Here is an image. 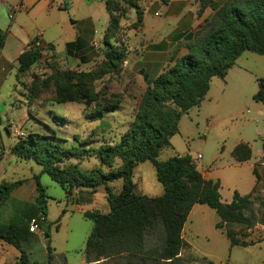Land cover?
Returning <instances> with one entry per match:
<instances>
[{
    "label": "trees",
    "instance_id": "1",
    "mask_svg": "<svg viewBox=\"0 0 264 264\" xmlns=\"http://www.w3.org/2000/svg\"><path fill=\"white\" fill-rule=\"evenodd\" d=\"M139 1L142 0H108L105 3L109 22L103 44L108 68L120 65L125 57L121 46L111 42L123 11L119 3L137 7ZM210 3L212 0H200L197 13L200 14ZM137 14L136 25L141 21V14L138 11ZM184 40L187 52L147 85L133 120L118 142L103 144L96 150L100 163L110 168L106 172L102 168L82 170L72 164L60 166L72 156H81L79 146L92 141L80 140L76 135L74 141L79 146L63 147L53 140L55 136L28 133L10 148L17 158L39 164L41 172L59 184L66 197L74 187L95 190L104 185L109 211L83 212V217L92 222L85 240V264H181L178 255L183 248L189 247L182 238V229L194 204H204L215 211L219 217L215 227L225 231L231 245L251 244L238 237L246 236V233L230 227L243 225L251 228L257 222L253 209L255 200L262 209L260 223L264 225V197L257 195L256 186L245 195L234 191L231 201L224 203L219 193V181L203 178L189 154H175L165 160L158 158L160 151L169 146V138L178 132L181 115L199 105L213 77L224 78L244 51L264 55V0H228L218 7L213 6L211 17L195 33L187 34ZM41 54L40 49L29 46L18 57L17 71L28 70ZM258 81L259 89L253 98L264 101V79ZM93 98L82 81L71 87L60 85L56 90L58 103H88ZM114 111V107L96 108L87 119L99 120L106 112ZM6 131L9 132L7 127ZM261 149L264 159V139ZM251 154L247 142H239L232 150V157L237 162L250 159ZM2 157L0 151V160ZM115 158L120 162L113 169ZM145 161L151 162L155 168L156 179L163 188L160 196L147 197L134 191L133 169ZM117 179L122 180V186L115 193L108 183ZM34 181L36 195L33 201L11 196L21 180L0 181V240L18 250L15 264H39L30 262L22 248V242L32 235L28 230L29 221L38 219L42 230L45 222L48 197L38 176H34ZM147 242H151V246ZM51 250L48 245V260L52 257ZM116 259L119 262L112 263Z\"/></svg>",
    "mask_w": 264,
    "mask_h": 264
},
{
    "label": "rangeland",
    "instance_id": "2",
    "mask_svg": "<svg viewBox=\"0 0 264 264\" xmlns=\"http://www.w3.org/2000/svg\"><path fill=\"white\" fill-rule=\"evenodd\" d=\"M145 1L147 0L139 1L137 7H129L124 2L119 3L123 11L111 42L123 49L125 57L120 65H115L112 69L107 67L103 34L101 39L93 42L96 51L90 61L82 63L57 58L53 56L52 51L50 54L42 53L36 64L28 70L22 73L16 71L13 86L10 85L8 89L2 90L3 94L7 91L9 95H5L2 101L4 107H0V110L7 109L6 114L0 117V151L3 152L0 160V178L10 182L22 180V186L33 192L34 176H38L48 197L42 233H32L26 241L22 242V248L32 263L76 264L75 260L83 256L85 240L92 229V222L83 217L86 209L80 205L77 208L76 202L71 203L68 200L70 195L66 197L59 184L54 182L48 174L41 172L42 168L39 164L32 160L18 159L10 153L9 148L18 138L6 131L8 122L15 123L23 130L25 136L28 133L55 136L56 139L53 140L63 147L79 146L74 141V135L80 140L90 139L91 142L79 146L82 149L81 156H72L60 166L66 167L72 164L82 170L95 168H102L105 172L109 170L110 168L100 163L96 150L103 144L118 142L120 135L133 120L140 98L147 87L140 79H137L133 69L128 65L129 51L126 52L124 31L126 28L136 26L135 22L139 16L137 11L141 14ZM223 1L225 0H221ZM124 59L126 63L123 62ZM176 59H173L171 64ZM235 65L236 68L230 70L224 78L213 77L205 98L198 106L190 108L181 115L178 122L179 131L169 138V146L160 151L158 156L160 160L174 154H189L198 168L203 167L210 171L211 167L215 166L211 161L220 157L219 161L224 167L223 172L229 180H233L236 170L228 167L227 160L237 143L249 144L253 162L262 154L264 101L255 100L253 95L259 89L258 80L264 79V55L244 51ZM85 73L90 76H84ZM80 81L94 97L92 101L88 103L57 102L58 86L64 84L71 87ZM100 107H114L115 111L106 112L99 120L87 119L88 114ZM259 109L262 111L261 115H257ZM56 117L65 120L62 121ZM197 154H201L203 158L197 159ZM119 162V159L115 158L112 168L119 166ZM207 162L212 164L209 163L205 167ZM257 164L260 181L256 187V193L264 197V168ZM132 181L135 183L134 191L137 194L152 197L162 193V186L155 176V168L149 161L134 167ZM121 182L117 179L109 182L108 185L113 192L117 193L122 186ZM76 189L78 188L74 187L72 190ZM96 189L95 210L106 213L109 207L104 185ZM220 196L221 200L228 198L226 185L222 187ZM201 207L203 208L196 211V221L192 229L207 235L209 242H202L200 238L199 243L196 242V244L212 248L215 244L212 237L219 232L214 228V223L219 221V217L208 206L201 204ZM253 209L257 215V222L251 228L243 225L230 227L240 233H246V236L239 235L240 239H264V225L260 223L263 218L262 209L256 200ZM253 228L256 230L249 234L248 229ZM44 234L48 237L46 238ZM48 245L52 249L50 260L47 257ZM148 246H151V242ZM5 247L4 251H0V262L14 264L18 250L8 244ZM115 261L119 262V259L113 260L112 263ZM180 263L209 264L208 261L200 259L196 251H193V256L187 254L180 258ZM263 263L264 240L248 246H234L230 264Z\"/></svg>",
    "mask_w": 264,
    "mask_h": 264
},
{
    "label": "crops",
    "instance_id": "3",
    "mask_svg": "<svg viewBox=\"0 0 264 264\" xmlns=\"http://www.w3.org/2000/svg\"><path fill=\"white\" fill-rule=\"evenodd\" d=\"M106 1L0 0V38L3 36L0 45V107H4L2 101H4L5 95H9L7 91L3 94L2 90L8 89L10 85L13 86L14 76L19 65V55L29 47L37 34H41L42 42L46 48L51 49L54 57L82 63L90 61L96 51L93 42L102 38L109 22V14L105 8ZM225 1L212 0V3L203 7L200 14L197 13L200 0H167L166 3L161 0L145 1L142 6L140 23L124 30L126 44L129 48L128 65L133 69L137 79L147 86L171 64L173 59L185 54L187 48L182 45L185 36L195 33L211 17L213 4L220 6ZM233 68H236L235 64L229 68L226 74L228 75L230 70H234ZM6 111L7 109L4 108L0 110V117L6 114ZM79 112L81 114L80 110ZM261 114L262 111L259 109L257 115ZM231 154L232 152H230L227 161H229L228 167L236 170L233 180H229L223 172L224 167L221 166L220 157L211 161L215 166L209 168L210 171L203 167H197L203 178L219 181L220 194H222V187L225 185L228 187V198L222 199L224 203L231 201L234 191L245 195L250 193L255 186L257 187L260 181L257 163L264 168L263 153L256 158L255 162L252 161V154L250 159L244 162L235 161ZM202 158L201 156L200 159ZM211 162L205 163V167ZM0 181H3L2 178ZM35 195V189L30 192L29 189L22 186V182L11 192V196L25 201H33ZM96 198L97 189L79 188L72 191L68 200L71 203L76 202L77 208L80 205L86 210H95L97 207ZM201 208H203L201 204H194L187 216L181 235L189 247L183 248L178 257L182 258L187 254L193 256V251H196L199 253L200 259L212 264H230L233 248L238 245H231L225 231L215 227L218 221L214 223V228L219 230L218 234H214L212 237L215 242L214 246L205 248L196 244L200 238H202V242H209L207 235L192 229V225L196 221V211ZM255 230L254 228L248 229V233ZM262 240L249 238L244 241L254 244ZM6 244L0 240V251L6 249ZM16 260L17 256L14 258V264ZM75 261L76 264L86 263L84 248L83 256ZM0 264H5V262L1 261Z\"/></svg>",
    "mask_w": 264,
    "mask_h": 264
},
{
    "label": "built area",
    "instance_id": "4",
    "mask_svg": "<svg viewBox=\"0 0 264 264\" xmlns=\"http://www.w3.org/2000/svg\"><path fill=\"white\" fill-rule=\"evenodd\" d=\"M29 46H33L35 48H38V49H40L41 52H44L46 54L51 53V49L49 47L46 48L44 43L42 42L40 33L35 36L34 40L29 44ZM128 51H129V48L126 47V52L128 53ZM123 62L126 63L127 62L126 59H124ZM7 128H8V131L10 133H12L13 135H15L17 138H22L25 136L23 130H21L13 122H8ZM200 158H201V155L198 154L197 159H200ZM28 230L31 233H42L41 224L39 223L38 219L32 218L29 221Z\"/></svg>",
    "mask_w": 264,
    "mask_h": 264
},
{
    "label": "water",
    "instance_id": "5",
    "mask_svg": "<svg viewBox=\"0 0 264 264\" xmlns=\"http://www.w3.org/2000/svg\"><path fill=\"white\" fill-rule=\"evenodd\" d=\"M45 237H47V234H45Z\"/></svg>",
    "mask_w": 264,
    "mask_h": 264
}]
</instances>
